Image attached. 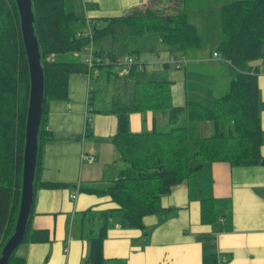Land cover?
I'll use <instances>...</instances> for the list:
<instances>
[{"label":"trees","instance_id":"1","mask_svg":"<svg viewBox=\"0 0 264 264\" xmlns=\"http://www.w3.org/2000/svg\"><path fill=\"white\" fill-rule=\"evenodd\" d=\"M167 2L169 11L160 10L155 0H148L122 15L97 19L90 37L76 28L78 22L84 21L67 8L66 0H33L45 73L39 146L49 134L46 129L49 101L68 97L70 74L89 73L86 61H56L50 58L54 54L80 52L90 42L94 43L95 58L100 59L95 64L96 76L104 73V82L110 84L108 111L118 118L117 132L111 137L120 164L118 176L105 189L86 187L90 192L110 194L118 207L101 213V222L90 238L86 264L104 263V240L112 226L143 228L144 217L161 210L162 196L187 181L205 163L228 161L249 166L264 160L259 73L251 65L256 59H264V0H232L222 6L223 37L215 53L232 68L230 87L211 104L188 99L179 105L173 100L172 81L138 77V63L125 73L116 61L127 53L140 57L141 51L131 50L126 40L150 31L159 33L164 43L180 50L202 46L199 29L185 11L186 0ZM29 92V64L16 0H0V249L13 232L20 209ZM94 99L92 91L89 105ZM151 110L167 112L168 127L133 132L130 114ZM190 121H207L213 126L212 134L203 139L194 153L190 151ZM40 166L39 147L36 173ZM201 218L204 223L217 219L212 198L202 200ZM48 238L46 230H31L29 219L24 241ZM225 260V254L219 252L203 256V264H222ZM8 264H25V258L15 251Z\"/></svg>","mask_w":264,"mask_h":264},{"label":"crops","instance_id":"2","mask_svg":"<svg viewBox=\"0 0 264 264\" xmlns=\"http://www.w3.org/2000/svg\"><path fill=\"white\" fill-rule=\"evenodd\" d=\"M147 2L66 0V6L84 21L76 24L80 31L85 28V21L122 15ZM220 32L216 43L223 37ZM151 34L149 39L146 37V42L158 39L170 49H179L162 42L159 35ZM163 44L160 46L165 47ZM215 52L218 51L204 53L197 48L179 49V53L174 55L179 58L184 54L185 60L188 59L185 63L187 70L179 80L171 70H160L152 65L143 70L138 67L137 75L144 79L170 80L175 93L177 87L179 93H186L185 99L192 97L211 104L229 89L233 75L230 64ZM164 54L159 56L167 59L173 53L166 49ZM50 58L55 60L53 55ZM251 64L259 66L260 59ZM162 66L168 68L171 65ZM258 75L264 131V71ZM186 81L204 89L190 90L191 96L187 94ZM90 82L83 73L70 74L68 97L49 101L46 118L49 134L39 146L41 166L36 173L30 218L31 230H46L49 238L39 242L24 241L18 247L20 251L16 253L25 258V264H86L90 238L101 222V213L118 207L110 194L86 190L87 186L107 188L120 171L116 148L111 140L117 132L118 118L108 111L109 106H100L95 99L89 105L94 91ZM101 87L97 88L99 92ZM199 91L209 93L201 97L207 100L198 97ZM88 109L100 111L89 116ZM129 121L133 132L168 127V116L164 111L133 112ZM203 122H188L192 153L199 149L206 136L212 134L213 126ZM89 124L91 127H87ZM200 129L204 131L203 137ZM261 153L264 157V144ZM89 155L94 156L93 160L88 158ZM43 182L68 185L48 187L42 185ZM206 198L215 202L217 219L211 223H204L201 218V203ZM161 204L160 211L144 217L143 228L116 225L108 230L103 264H203L204 253L210 252L225 254L226 260L222 264H264V164L205 163L187 181L162 196Z\"/></svg>","mask_w":264,"mask_h":264},{"label":"rangeland","instance_id":"3","mask_svg":"<svg viewBox=\"0 0 264 264\" xmlns=\"http://www.w3.org/2000/svg\"><path fill=\"white\" fill-rule=\"evenodd\" d=\"M167 1L168 0H155V5L158 4L157 7L160 10L169 11V8H168L169 4ZM229 1H232V0H186L185 10L188 14L189 20L198 26L199 32H200L202 39H203V44L200 48H197L198 50H200L204 53H208L210 51H212V52L219 51V49H218L219 45H217L219 43V41H218V43H216V41H217V35L219 33H221L220 31H222L221 8L225 3L229 2ZM113 16H118V15H113ZM113 16H109V17H113ZM95 22H96V20L85 21V24H84L85 28H83L81 30L84 33V35L92 37V35H93L92 27L95 24ZM151 33H155V34L159 35V33H157V32L150 31L141 37H131L128 40H126V43H127V45L130 46V48H139L141 51V54L147 59L148 62L158 61L159 54L161 56H164L166 49H168L169 52L173 53L172 55L179 53V49H176V48L170 49L167 46H165L163 43H160V41L158 39H150L149 41L147 40V42H146V37L149 39V37L151 35H153ZM159 37H160V35H159ZM162 42H163V40H162ZM161 44H163L165 47L160 46ZM87 47H88V45L85 48H83L80 52L58 53V54H55L53 56H54V59L56 61H80L81 59H83V61H86L88 63V67H89V73L85 74V75L88 77L89 82L91 81L90 82V86H92L91 88H93V90L96 91V97H95L96 103L100 106H103V107L110 106L109 100H110V96H111V86L104 82L105 81L104 73H101L100 76L97 77L95 74L96 72L90 68V65L88 62V55H87V51H86ZM131 50H134V49H131ZM156 50H158V53H155ZM81 53H82V55H80ZM63 55H67V56L70 55V57H67V58L57 57V56H63ZM215 55H216V53H215ZM187 60L188 59H186L182 63V66L180 68H178L175 64L173 65V63H170L169 65H171V66L168 68H165L164 66H162L160 64L156 65L155 67L157 69H160V70L161 69L171 70V72L177 76L176 77L177 80H179L187 70L185 68L186 67L185 63ZM256 60H259V59H256ZM260 63L261 64H259V66H256L255 64H251L257 73L264 71V59H260ZM185 79L186 78H184V80ZM102 83H103V86L101 87ZM186 84L188 87H186V85H182V86L186 87L188 89L187 94H189L191 96H193V94L190 92V90L193 91V90H198V89H202V90L204 89L200 85L192 83L190 81H186ZM100 87H101V91L99 92L97 90V88H100ZM177 88H175L176 89V93H175L172 89V86H171V91H172L173 100H174L175 104H177V105L183 104L186 100L192 98V97H188L185 99L186 93H179ZM208 94L209 93H207V92L205 93V92L199 91L198 97L201 98L203 96H207ZM201 99L207 100L205 98H201ZM259 101H260V91H259ZM87 112H88L89 116H91V115H94L96 111L88 109ZM185 123H187V121ZM203 124H205V123L203 122ZM209 124L212 125L210 122H209ZM87 127H91V124L87 125ZM193 127H194V125H193ZM193 127H192V129H193ZM203 132H204L203 129H200V136H202V137L204 136ZM210 132L212 133L213 130L212 131L210 130ZM192 148H193V146H192ZM15 226H16V223H15ZM15 226H14V229H15ZM9 238L10 237L7 236V241ZM6 242H5V244H6ZM5 244L1 247L0 254H1L2 249L5 246ZM17 251H20V249L17 248L16 252Z\"/></svg>","mask_w":264,"mask_h":264},{"label":"water","instance_id":"4","mask_svg":"<svg viewBox=\"0 0 264 264\" xmlns=\"http://www.w3.org/2000/svg\"><path fill=\"white\" fill-rule=\"evenodd\" d=\"M16 4L29 64L30 92L25 124L20 209L15 229L0 254V264L9 263L11 256L25 240L27 233L35 198L39 135L45 103V73L40 42L35 29L33 0H16ZM260 164H264V160Z\"/></svg>","mask_w":264,"mask_h":264},{"label":"built area","instance_id":"5","mask_svg":"<svg viewBox=\"0 0 264 264\" xmlns=\"http://www.w3.org/2000/svg\"><path fill=\"white\" fill-rule=\"evenodd\" d=\"M95 44L94 43H90L86 49L87 51V55H88V62L90 65V68L93 69L96 73H98V68L95 66L96 61H99V58H95ZM175 56V55H174ZM178 57V56H175ZM140 58V59H138ZM186 56L184 54L180 55L179 59L174 58L173 56L170 58V61L175 64L176 66H180L181 60L185 59ZM117 63L119 66L122 67V70L125 73L129 72V69L132 67V65L136 64V63H142V59L141 56L138 57L137 55H133V54H127L124 56H119L117 58ZM88 158L90 160H93L94 156L93 155H89ZM73 197H76V194L73 195Z\"/></svg>","mask_w":264,"mask_h":264},{"label":"bare ground","instance_id":"6","mask_svg":"<svg viewBox=\"0 0 264 264\" xmlns=\"http://www.w3.org/2000/svg\"><path fill=\"white\" fill-rule=\"evenodd\" d=\"M127 54H135V53H127ZM127 54H124V55H127ZM124 55H122V56H124ZM140 56H141V59L143 60L142 61V63L140 64V63H138V67L139 68H141L142 70L143 69H145V67L146 66H148V65H152V66H156V65H158V64H160V65H164V64H170V63H172L171 61H170V58L173 56L174 58H176V59H179L178 57H175L174 55H170V56H168V58L166 59V58H163V57H158V61H155V62H148L147 61V59L143 56V55H141L140 54ZM184 60L185 59H183V60H181V63H180V66H177L178 68H180L181 66H182V63L184 62Z\"/></svg>","mask_w":264,"mask_h":264}]
</instances>
